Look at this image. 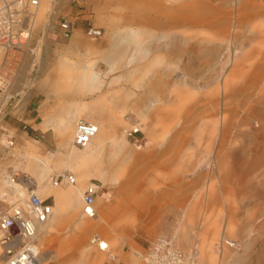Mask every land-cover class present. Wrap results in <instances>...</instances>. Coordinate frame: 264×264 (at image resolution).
Listing matches in <instances>:
<instances>
[{
    "label": "rangeland",
    "instance_id": "374dc122",
    "mask_svg": "<svg viewBox=\"0 0 264 264\" xmlns=\"http://www.w3.org/2000/svg\"><path fill=\"white\" fill-rule=\"evenodd\" d=\"M159 1L174 8L184 3V0ZM189 2L195 6L190 7L192 13L202 23L185 26L180 21L160 27L158 20L155 26L144 25L147 1L51 0V9L44 11L42 18H37L38 8L34 11L26 45L8 52L7 60L0 61V71L9 83L6 95L0 98V141L11 138L14 143L2 155L0 164L13 156L12 160L17 162L12 167L21 169L22 156L26 154L42 157L48 152H60L59 157L47 162L46 170L44 167L38 170L43 174L41 183L48 180V172L62 171L55 163L67 153L76 125L62 139L53 131L42 136L39 130L30 135V106L24 111L30 90L40 94L37 105L42 94L45 100L63 105L74 98L70 94L55 96L49 87L51 83L76 77L81 67L95 64L104 88L83 94L82 100L91 103L100 96L116 94L123 101L131 90L134 95L127 103L134 113L156 97L161 100L157 109L145 112L144 121L152 131L140 130L141 133L135 129L127 137L128 148L143 159L140 164H129L128 173L144 171V179H140L143 188L133 190L127 200L143 218L124 216L121 210L110 224L102 222L101 192L95 199L98 215L85 219L97 224L96 229L87 232L86 243L92 233L98 232L109 244L108 253L116 259L110 261L108 253L92 247L90 250L102 254L99 264H141L135 253L146 250L159 236L173 239L182 251L197 249L200 264H207L201 260L200 244L203 240L212 242L213 249L223 226L228 227L224 235L237 241L241 250L237 254L224 250L227 260L221 264H237L240 258L243 264H264V0ZM154 17L163 20V15ZM65 19L73 23L70 39L62 35L60 23ZM91 27L101 31L99 38L86 35ZM160 29L187 35L192 47L184 48L178 42V51L159 53L152 45L144 56V50L137 49L132 40H143L145 33H157ZM135 31L131 41L125 38ZM142 45L146 46L143 42ZM109 52L118 62L112 72L104 61ZM162 54L166 55L164 59L156 61ZM19 134H22L20 138ZM30 139L39 142L35 143V153L25 150ZM104 159L102 156L99 171L106 166ZM21 170L22 174L13 175L34 177ZM90 179L100 182V176L76 178L82 193ZM48 200L53 204L52 198ZM114 203L112 198L109 204ZM72 204L67 200L60 208L65 224L71 221ZM189 210L194 211L192 219H188L190 242L183 246L176 230L184 224ZM58 234L68 238L71 232L60 229ZM213 252L218 258L215 248ZM43 260L46 264H58L54 259Z\"/></svg>",
    "mask_w": 264,
    "mask_h": 264
},
{
    "label": "bare ground",
    "instance_id": "6f19581e",
    "mask_svg": "<svg viewBox=\"0 0 264 264\" xmlns=\"http://www.w3.org/2000/svg\"><path fill=\"white\" fill-rule=\"evenodd\" d=\"M145 1H147V4L144 8L146 14H144L143 16V19L146 22L144 23L145 26L146 24L148 26H155L157 24V20L161 24L160 27L164 25L166 26L168 24H175L176 22L180 21L181 23H184L185 26H197L202 23L200 17H197L196 14L192 13L193 9L191 10L190 7L194 6V4L192 5L191 2L188 3V0H184V3L179 5L177 8H174L172 6L166 7L159 0H157L156 3V0H141V2ZM50 2L51 0H41L40 4V0H38L40 6L38 4L37 7L27 8V17L25 18V24L22 25L24 29L29 31V36L26 40V43L30 39L31 23L33 22L34 18V11L38 8V13H36L38 14L37 18H42L44 11L51 9ZM199 4H197V9H199L200 7ZM149 13H153L154 16H156L157 14L163 15V20L161 21L160 19L149 15ZM70 23L72 24L73 32V23ZM171 30L172 29H167L164 31L163 29H160L157 33L147 32L145 33V37L143 40H132V42H134V45L137 49L144 50V56L147 54L150 46L152 45H154L155 51L159 53L168 52V50L172 49H175V52L176 50L178 51V42H180L184 48L192 47L190 38L187 35L181 33L179 34ZM135 34L136 31L134 33L132 32L131 34H127L125 38L131 41V39L134 38ZM71 36L69 37V39L71 38ZM142 42L145 43L146 46H143ZM25 45L26 44L15 47L14 50L16 51ZM113 47L116 48L115 43L113 44ZM8 52H11L10 48L8 49L7 47H0V61L2 60V63L7 60ZM217 52L219 53V51ZM202 54L204 55L205 53L203 52ZM113 55L114 54L112 52H109L106 56H104V61L108 64L110 72L113 71L114 67L118 63ZM165 56L166 55L162 54L161 56L155 58V60L157 61L161 58L164 59ZM132 75L133 74H130V76ZM49 87L51 91L55 93V96L70 94L72 95L74 100L66 102L63 105L54 103L51 106V113L40 123L39 127L42 130H45L47 128H53L54 130H57V132L62 136L68 133L70 135L74 126L79 121L90 123L96 128L95 136L84 148H77L73 146L72 141L75 134L74 128L73 137L68 143L69 149L67 153L65 155H62V158L60 157V160L55 163L58 168H62V171L60 173L72 174L71 172H73L72 175L74 176V178L76 176V178L80 180L87 179L91 176H100V182H98L99 184L101 183L100 193L102 192L101 199L104 203L103 211L99 215V218L100 220H102V222L110 224L111 221H113V217L121 210H123L124 216L130 217L133 215L138 219H142L143 214L140 211H134V209L129 206V202L127 199L128 194L131 193L133 190H137L139 188L141 190L143 182H140V179H144V171L134 170V173H128L127 168H129V164H132V166H134L142 163L143 159L141 158L138 152L128 148L130 143L127 140V136L131 135L132 133L130 134V131L135 129L146 132L152 131L149 129V126L144 121L145 112L148 109H157L158 106L161 104V100L156 97L155 100L150 101L148 103L146 102L147 104L144 106V108L142 107L143 109L139 110V112L136 113L132 112L133 108L131 107V104L127 103L128 99L134 95L131 90H128V97L127 99L124 98L123 101H121L122 97L116 94L100 96L91 103L82 100L81 97L83 94L94 93L104 88V82L100 79V74L96 71L95 64H91L86 68L81 67L76 77H66L65 80H59L51 83ZM221 124L222 123L220 122V133L222 130ZM0 144L3 147L0 149L1 158L4 153L9 152L7 151V149H11L14 143L11 138H5L4 140L0 141ZM76 148L84 150L80 152L76 151ZM25 150L30 152V144L25 146ZM57 155L58 153H48L46 156L42 157H38L35 155L30 156L27 154L22 156L23 163L20 164L21 169H25L26 172H28L29 174L30 171L34 172V177H20L19 182H12L11 179L12 175L15 173L22 174L21 169L13 167L14 170L11 169L10 172H7L6 168L0 169V199L5 198V200L1 204V210L5 211L11 206L16 205L18 202L26 198L28 192L27 189H25L24 185L30 186L32 192H34L40 199H42L41 197L48 196L51 191L55 193L63 192L58 189L50 190V187H70L71 189L64 190V192H66L67 200L73 202L69 212L71 221H68L65 224L63 223L62 215L51 214V216L46 222L38 225L36 241L41 247V254L43 255V259H54L58 262V264H99L102 254L99 255L96 252L90 250L92 247L95 246H92L91 243L87 244L85 240L87 232L91 229H96L97 224L94 222H87L85 220L87 218L82 215V212L81 214L78 213L80 208V204L78 202L79 197L82 196L83 198L82 189H80V187L77 185L79 182H76L75 178V184L73 185L55 187L51 184V177L57 172H48V180H46L45 183H41L43 182V174L42 172L41 174H39L38 170H43L42 167L47 165V162L52 160L54 157L56 158ZM102 156H105V158L107 159L106 166L103 170L99 171L98 166L101 164L100 161ZM0 168L2 167L0 166ZM132 168L134 167H131V169ZM88 182L85 184V187ZM38 186L40 188H38ZM8 190L11 192H8ZM137 194H139V192ZM112 198L114 199L115 203L111 205L109 203ZM139 207L141 208V205ZM192 212L194 211L189 210L185 213L184 224L182 226H179V228L176 230V235H178L179 241L183 246L190 242V222L188 221V219H192ZM96 215H98L97 211ZM185 221H188V223H186ZM223 227L224 228L221 231V235L226 234V232L228 231V227ZM60 229L70 230L71 234L68 238H62L58 234ZM226 238L230 239L225 235L219 237L220 240L225 239V241H227ZM115 240H117V238ZM213 247L216 248L215 243ZM214 248L212 249V242H206V240H203V242L200 244V257L202 258L201 260H204L205 262H207V264H221L223 262L222 255H218V258H216L213 254ZM195 250L197 252L198 263L200 264L199 252L197 249ZM224 250L232 252L227 248H225ZM108 257L111 260L114 259V256L112 254H110ZM114 261H116V259ZM237 264H243L242 258L238 259Z\"/></svg>",
    "mask_w": 264,
    "mask_h": 264
},
{
    "label": "built area",
    "instance_id": "2783aa9c",
    "mask_svg": "<svg viewBox=\"0 0 264 264\" xmlns=\"http://www.w3.org/2000/svg\"><path fill=\"white\" fill-rule=\"evenodd\" d=\"M38 0H0V47L14 48L26 43L29 31L24 29L27 8L37 7ZM62 35L68 39L71 36L72 24L65 19L60 23ZM87 36L97 39L101 31L89 28ZM9 88L8 81L0 71V98L4 97ZM96 134V128L87 122L79 121L75 126L72 141L74 147L84 148ZM136 134V133H133ZM132 135V134H131ZM129 135V136H131ZM19 176L12 175V182H19ZM53 186L75 184V178L70 173H55L51 177ZM27 196L16 205L5 211L0 203V264H46L41 254V247L36 241L38 225L46 222L52 214V203L47 199H40L30 186L24 185ZM100 193L98 181L90 180L86 185L82 198V215L87 219L96 216L95 199ZM218 240L215 249L218 255H223L224 249L237 254L241 246L231 239ZM89 243L99 251L108 253L106 240L98 233L91 234ZM110 255V253H108ZM141 264H199L195 248L182 251L176 247L173 239L165 236L157 237L143 252H137ZM113 261L115 260L112 259ZM111 261V259H110ZM104 264H109L104 263ZM225 264H231L225 263Z\"/></svg>",
    "mask_w": 264,
    "mask_h": 264
},
{
    "label": "crops",
    "instance_id": "0c3cea01",
    "mask_svg": "<svg viewBox=\"0 0 264 264\" xmlns=\"http://www.w3.org/2000/svg\"><path fill=\"white\" fill-rule=\"evenodd\" d=\"M36 92H38V93H41L42 94V91L41 90H38V91H36ZM39 95L40 94H33L32 92H31V90H30V100L27 102V106L25 107V109H24V111L25 110H27V108L30 106V127H29V130H30V135H33V134H35V132H37V131H39V132H41V134H42V136L43 135H45V134H47L48 132H51V131H53L56 135H58V137H60V139H62V135H60L58 132H57V130H54L53 128H47V129H45V130H42L39 126H40V123H41V121L42 120H44L45 118H47V116H48V114H49V112H50V106L53 104L52 102H49V101H47V100H45V97L43 96V94H42V97H41V101H40V104L38 103V105H37V102H38V97H39ZM50 99V98H49ZM43 107V110H40L39 109V111H38V109H36V107ZM36 110L38 111V115L36 116ZM136 132H141L140 130H135ZM142 133V132H141ZM130 134H131V132H130ZM21 135L22 134H19L18 135V138H20L21 137ZM25 135V134H24ZM69 135V133L68 134H66V135H64L63 136V138L64 137H66V136H68ZM26 136V135H25ZM35 138H37V136H34ZM128 137V136H127ZM35 143H37V144H39V142L38 141H36V140H33V139H30V153H35V148H36V146H35ZM48 153H50V152H48ZM47 153V154H48ZM55 153H58V157H59V153L60 152H55ZM30 156H34V155H30ZM46 156V155H45ZM56 156V157H57ZM15 157H13V156H10V158H7L6 160H4L1 164H0V166L2 167V168H0V169H3V168H6L7 169V172H10V170L11 169H13L14 170V168L12 167V164L14 163V162H17V159H15V160H12V159H14ZM3 159V158H2ZM104 160H107V159H104ZM44 167V170H46L45 169V167H46V165L45 166H43ZM30 174H32V175H34V172H31L30 171ZM28 176V175H27ZM30 177H32V176H30ZM33 178V177H32ZM50 186V185H49ZM50 190H56V188H51L50 187ZM8 192H11V191H9L8 190ZM52 195V196H51ZM0 197H1V195H0ZM45 198H52V201H53V209H52V215L53 214H56V215H59L60 214V208L61 207H64L65 205H66V202H67V198H66V192H58V193H55V192H53V191H51L49 194H48V196H45ZM5 200V198H1L0 199V203L2 204V202ZM81 200V199H80ZM220 236H224V235H220ZM222 258H223V260H227L226 259V254L223 252V255H222Z\"/></svg>",
    "mask_w": 264,
    "mask_h": 264
}]
</instances>
